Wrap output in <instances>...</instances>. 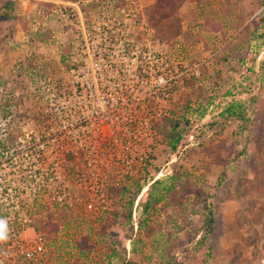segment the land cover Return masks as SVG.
<instances>
[{
  "label": "rangeland",
  "instance_id": "374dc122",
  "mask_svg": "<svg viewBox=\"0 0 264 264\" xmlns=\"http://www.w3.org/2000/svg\"><path fill=\"white\" fill-rule=\"evenodd\" d=\"M157 3L0 0V100H12L10 117L0 116V192L8 191L0 193V264H264V0ZM154 5L158 10L148 13ZM104 23L109 59L100 60L108 67L99 71L86 45L100 39L89 33ZM149 50L162 53L160 68L168 65L165 89L151 71L127 88L113 83L122 73L118 65L132 66ZM85 60V72L72 74L69 67ZM78 75L99 93L105 87L108 95L124 94L128 105L142 95L151 109L150 161L137 175L147 187L131 223L130 195L121 193L130 180L119 178L121 163L97 164L93 180V168L81 160L76 170L72 159L85 150L58 147L57 127L44 132L57 134L55 143L39 139L29 148L46 120L64 109L61 84L72 86ZM154 91L155 99L148 97ZM107 100L100 94L98 103L105 107ZM231 106L243 114L230 115ZM171 120L183 132L176 153ZM157 125L165 132L158 134ZM13 133L19 140L2 149ZM176 171L194 187L177 186L143 214L150 184H170ZM102 184L97 208H87ZM209 210L214 224L206 223ZM37 242L44 251L28 259Z\"/></svg>",
  "mask_w": 264,
  "mask_h": 264
},
{
  "label": "built area",
  "instance_id": "2783aa9c",
  "mask_svg": "<svg viewBox=\"0 0 264 264\" xmlns=\"http://www.w3.org/2000/svg\"><path fill=\"white\" fill-rule=\"evenodd\" d=\"M100 25L101 24L97 27L94 26L93 32L89 33V36L95 35L100 39L93 42L95 45L92 47L86 45L89 58L94 57L97 59L96 62L92 60H89V62H91V65H95L99 71L108 67V64H102L100 60L106 61V59H109V56L106 55L109 53V50L106 49V38L109 39L110 35L108 23H104L102 27ZM104 45L105 48H103ZM91 51L93 53L90 55ZM142 55L140 60L139 57H137L136 62H133L132 66L127 64L118 65L117 70L122 71V73L119 74L120 79L113 81V83L118 85L119 88H127L128 83L132 85L136 84V80L133 81L131 78H137L138 80L141 77L143 79L144 73L151 71L150 75L153 76V74H155L152 79L156 78L157 87L160 86L165 89V85L168 84L169 80L163 72L167 69L166 67H168V65L160 68L164 62L161 58L162 53L157 52V50H149L147 57L146 53ZM148 63H150L151 66H149L150 64ZM72 65L73 66L69 67L71 73L81 74V72L84 73L85 68L88 67V61L74 62ZM135 72L137 73L135 74ZM138 73H140V77L137 75ZM76 79L77 80L72 86H66L65 83L61 84V88L63 89L59 91L58 101L62 102L64 109L59 110L58 119L50 116L45 124L47 127H41L43 133L45 130L48 131L47 133L54 131V128L57 127V134L61 135L58 141V147L85 150V152H81V154L79 152H74L72 159L76 170L80 167L77 162L81 160L84 161L82 162L83 165L90 169L93 168L91 169L94 174L93 180L99 175L95 173L97 172L96 165L110 163H121L125 167V170H123L122 174L119 176L120 179L127 180L130 178H137V175H139L138 169L141 170L142 165L150 161L149 158L151 154L149 147H151L150 145L152 142L149 141H152L154 137L151 118H148L152 113L151 109L145 106L144 102V105L141 104L142 95H138L137 93L133 96V100H130L132 101L130 105H128V99H126L123 93L121 97H117L115 94L108 95L107 88L105 87L102 88L99 93L95 85H90L85 76L81 78L80 75H78ZM159 89L160 88H158V90ZM100 94L108 98L105 107H102L98 103ZM156 95L157 91H154L151 92L148 97L154 98ZM146 98L147 96L145 99ZM134 104L135 107L131 108ZM144 112L145 114H143ZM57 134L53 133L51 136L48 134L49 137H47L45 133L44 137L38 136L35 141L32 140L34 144L31 145V143H29V148L39 147L40 145L36 143L39 139L45 142L48 141L50 143L52 141V143H55L57 140L53 138ZM111 150H113V152ZM101 156L107 158V161H104ZM37 157V160L40 158L42 159V154H38ZM63 157L64 156H62L61 159H63ZM104 179L107 178L103 177L100 181L103 183L105 181ZM103 184L100 185V194L95 192L90 193L92 196L86 204L87 208H97L96 203H98V201H96L95 197L104 196ZM41 188L42 187H40L39 190H41ZM43 251V244L37 242L31 251L25 253V256L28 259H32Z\"/></svg>",
  "mask_w": 264,
  "mask_h": 264
},
{
  "label": "trees",
  "instance_id": "16d2710c",
  "mask_svg": "<svg viewBox=\"0 0 264 264\" xmlns=\"http://www.w3.org/2000/svg\"><path fill=\"white\" fill-rule=\"evenodd\" d=\"M172 0H157V5H171ZM203 1V0H200ZM158 10L157 6L154 5L153 7L150 8L149 12H154ZM88 15V14H86ZM89 17V16H87ZM189 104H191L190 100L188 101ZM12 111V100L11 97L10 98H4L0 100V116H2L3 118H9L10 117V113ZM235 110L234 106H231L230 108L227 109V113H229L230 115H238L241 116L243 114V110L239 109L238 111ZM205 113L201 114V117L204 116ZM47 121V120H46ZM45 122V121H43ZM171 124V129H172V138L170 140V148L171 151L173 153H176L177 149H178V145L180 144V142L183 139V132L182 131H177V129H179V123L176 122L174 120L169 121ZM174 122V124H173ZM47 127V126H44ZM43 128V127H42ZM157 129V133L161 134L164 131L165 128L160 127L159 125L156 126ZM41 130V129H40ZM11 136L9 137L8 141L6 143L2 144V149H8L11 148L10 144L11 143V139L15 140H19V135L15 136V134H10ZM44 137L45 134L43 133V131H39L37 132L36 135H33V139L32 140H36V137ZM2 157V156H1ZM0 157V158H1ZM183 178H186V181H183ZM189 177L187 175H185L184 172L182 171H176L174 172V174L169 178L170 184H168V182L163 181V180H156L154 181L152 184H150V188L148 190V194H147V200L146 202L143 204L144 208H143V214H151L152 211L156 210L157 207L163 203V201H165L166 199H168L169 195L176 193V187L180 186L181 191L184 192L185 189L188 188V190H191V187H194V184H190V180L188 179ZM130 182L128 183V185H124L121 188V193L126 194V195H130V197L128 198L127 201V212L125 213V218L127 219L128 222H132L133 221V214L135 217V212L136 209H134V205H135V200L136 198L139 196V194L142 192V190L147 187V185L143 186V182L140 179L137 178H130L129 179ZM133 186H135V189H133ZM146 189V188H145ZM187 190V191H188ZM7 191V190H5ZM5 191L3 190L2 193H5ZM186 191V192H187ZM8 192V191H7ZM7 194V193H6ZM57 207H58V203H56ZM114 215L112 217V221H116V217L118 215L117 214H112ZM206 223L207 224H214L215 223V218H214V212L212 210H209V212L206 214ZM212 231V230H211ZM135 250V249H134Z\"/></svg>",
  "mask_w": 264,
  "mask_h": 264
}]
</instances>
